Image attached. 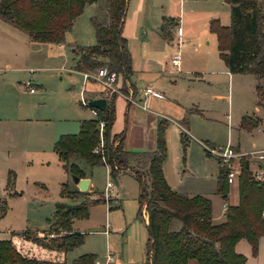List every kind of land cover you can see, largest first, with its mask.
Listing matches in <instances>:
<instances>
[{"label": "rangeland", "instance_id": "rangeland-1", "mask_svg": "<svg viewBox=\"0 0 264 264\" xmlns=\"http://www.w3.org/2000/svg\"><path fill=\"white\" fill-rule=\"evenodd\" d=\"M200 6L194 5L193 11L189 9L192 13H189L187 9L184 14L183 27L187 40L185 46L181 45L184 69L201 64L206 57H218L214 34L207 24L205 25L204 15L200 16ZM261 6L264 10V4L261 3ZM129 12H131V7ZM152 12L156 16L159 14V8H152ZM96 14L102 16L98 2L89 3L83 7L82 12L75 18L72 28L65 33L66 56L59 55L55 58L47 57V53L52 50L58 51L57 45L30 41L26 33L0 18V67L3 68L5 62L13 67L29 64L32 68L26 70L27 78L33 80L34 83L41 84V87L45 89L43 99L41 98L39 102H36V98H33L35 100L29 98V95L34 97L36 93H17L11 86H5L6 92L0 94V238L10 239L17 249L37 257L43 256L39 248L17 232L26 229L50 231L47 220L53 218L55 204L60 201L74 204L80 200L75 194L59 196L62 183H66V190H74L76 186L72 183L71 175L63 169L57 158L53 143L57 139V135L54 134L58 132L77 133L80 120L93 116L91 109L81 107L77 100L82 102L91 92L101 94L105 90L98 79L93 76L86 78L82 73L71 68L74 60L79 56V47L95 43L94 31L89 19ZM221 16H225L229 21V9L227 8ZM153 22L152 20L146 21L147 29L139 28L138 25L131 28L130 53L134 59L133 69L136 70L134 84L138 91H142L147 83L151 84L155 80L157 87L165 91V85L162 83L165 80L164 74L158 69V60L153 55L149 58L143 55L144 50L151 49V47L150 39L146 42L142 32L153 33L155 29ZM178 23L181 26L180 20ZM3 29L7 30L10 39ZM8 40L13 47H5V42ZM72 40L74 43L68 45L67 42H73ZM88 40H91V43L82 44ZM175 42L174 39L173 45ZM161 43L159 46L155 44L152 49H162ZM75 46L76 50L72 51ZM155 53L161 55V52ZM159 58L163 59V54ZM62 62H65L70 70L61 71L59 68ZM3 73L4 71L0 70V74ZM182 75L179 73L176 76L181 77ZM255 79L257 78L251 74H235L234 79L229 83L225 81L224 84H218L221 89L219 92H224L226 97L217 101H209V111H201L202 116L196 112L186 114L189 133L195 139L186 137L184 151L179 140L178 129L172 128L167 121L165 128L166 157L162 163L163 177L168 186L177 192L188 196L202 194L210 198L214 222L224 220L223 211L227 203H237V178L228 182V199L223 200L215 192L216 155L210 153L208 156L206 150L209 152L211 147L221 150L224 146L231 145L235 151V147L239 146L240 150L250 154L246 157L252 173L256 168L263 169L261 165H264V161L254 158L255 155L264 152V105L258 103L259 97L253 88ZM258 82L264 86L263 79H259ZM14 84L19 83L15 80ZM64 88L69 89L74 96V111L58 109ZM117 90V94L122 93L119 85H117ZM80 91L84 95L80 94ZM128 98H131L130 95ZM138 99H135L136 103L139 102ZM116 101L120 102L121 98H117ZM147 101L145 106L149 109L167 112L161 105V100L151 99L149 103ZM19 102L31 104L36 102L34 104H40V108L38 110L33 108L18 115L15 106ZM52 106L56 108L52 109ZM168 114L174 116L172 113ZM194 114L197 115L193 116ZM145 115L147 112L137 107L130 109L129 113L118 109L112 130L117 133L124 132V148L131 150L148 148L142 130ZM243 115L259 118L258 126L252 129L241 128L239 120ZM22 117L31 118L29 120L17 119ZM4 130L16 133L15 137L13 139L6 137L3 135ZM240 155L235 156L228 163L229 169L240 168L238 162ZM72 161L91 176L93 193L89 192V198H95L99 192L105 199L112 198L113 200L109 211L107 202L93 204L87 208L85 216L72 219L71 229L85 233V237L82 244L67 251L66 260L70 262L83 253H93L95 261L103 264L105 255L109 251L121 264H128L129 258H131L130 264H143L146 258L147 230L141 218L145 213L143 205L141 215L137 216L140 183L136 176L125 171L111 177L105 165H90L76 157ZM6 179L7 185L5 184ZM108 180L112 182L113 187L107 190L105 184ZM145 185L149 192L148 178H145ZM118 204L120 207H114ZM108 223L109 228L106 227ZM176 227H179V221L173 220L171 228ZM105 228L109 229V234L102 232ZM236 251L247 258L245 264H264V237L259 239L255 255L251 254L250 246L244 239L237 243ZM95 261L93 264H96ZM188 264H194V261L190 260Z\"/></svg>", "mask_w": 264, "mask_h": 264}, {"label": "trees", "instance_id": "trees-1", "mask_svg": "<svg viewBox=\"0 0 264 264\" xmlns=\"http://www.w3.org/2000/svg\"><path fill=\"white\" fill-rule=\"evenodd\" d=\"M229 5V23L220 24L217 18L209 21L208 28L215 34L219 58L230 72L251 74L257 78L255 85L259 104L264 101V12L259 0H223ZM98 2L100 15L89 19L94 30L95 43L79 47L74 68L81 72H94L105 65L117 75L122 93L131 87L132 61L127 40L122 35L127 0H0V18L23 31L30 41L64 44L65 33L86 4ZM105 15V16H104ZM174 20L163 17L160 34L170 41ZM76 46L73 47V51ZM127 83L130 85L127 86ZM117 93L106 98L103 109L92 108L94 118L82 119L77 133L60 134L53 143V150L63 169L70 175L84 177V170L73 160L79 158L90 165H107L109 176L130 172L138 179V210L142 205L147 216L146 258L143 264H245L246 257L235 250L236 243L244 239L251 254L258 249V240L264 236V180L253 177L246 155L239 157L237 175L238 201L226 204L224 220L213 222L210 198L202 194L188 196L171 189L162 173L166 157L165 128L167 121L159 119L155 128L154 148L133 151L124 148V132L112 133L115 119L114 99ZM88 107L87 104L80 103ZM103 123L101 132L99 124ZM260 119L243 115L239 126L252 129ZM182 150L186 136L180 134ZM237 152V149H234ZM206 155L210 153L206 150ZM216 193L228 199V162L216 157ZM145 178L149 180V192ZM75 194L78 203L63 201L55 204L53 218L47 220L48 229L22 230L19 233L43 248L66 253L84 242L85 233L73 231V218L85 216L87 208L110 200L102 193L89 198L88 191L66 190L61 184L59 196ZM173 220L179 227L171 228ZM60 231L62 233H60ZM95 255L83 253L70 262L45 260L20 253L7 238H0V264H93Z\"/></svg>", "mask_w": 264, "mask_h": 264}, {"label": "crops", "instance_id": "crops-1", "mask_svg": "<svg viewBox=\"0 0 264 264\" xmlns=\"http://www.w3.org/2000/svg\"><path fill=\"white\" fill-rule=\"evenodd\" d=\"M260 4L262 3V5L264 4V0H259ZM157 5V6H156ZM194 5H201V9H200V16L204 15V19H205V25L209 24V21L213 18H217L220 22V24L222 25H228L229 21L228 18H226L225 16H221L223 15V12L227 11V8L229 9V5L224 2L223 0H127V7H126V13H125V17H124V22H123V27H122V35L126 38L127 41V46H128V50L129 52H131L130 49V42H129V38L131 37L130 34L132 33V26L133 27H144L146 28V21H151L155 24V29L154 32L151 33L149 31V34H147L146 31L142 32V35L144 36V39L146 42H150V47L148 50H144V56L145 58H149L150 56L153 55V57H156L157 64H158V69L159 71L163 72V76L164 79L167 81H162V83L165 85V91L159 89L157 87L156 84V80L154 82H152L151 84H146V87H151L154 91L158 92L159 95H146L145 99L142 100L141 99V95L144 89H142V91H138L137 88H135V92L133 93L132 88L129 87L128 85H130L129 83H127V93H119L116 95L115 99H114V106H115V119H116V115H117V111L118 109L124 110L125 113H129L130 109H134L135 107L141 109L142 111H146L147 115H145V122L142 124V130L144 132V136L146 138V143L148 144V148L145 150H133V151H149L152 150L154 148V144H155V128H156V123L159 119H164L166 121H168L170 123V125L172 126V128H177L178 129V134L180 136V134L183 132L185 134L186 137H191V139H195V137L192 136L191 133H189V124H188V120L186 118V114L189 112V114H191L192 112H196L198 113V115L202 116L201 111H209L210 109L208 108V103L209 101H213V100H219V99H223L224 97H226V95L224 94V92H219V90H221L218 87V84H224V82H230L234 79L235 74L237 73H233L230 72L227 67L225 66V64L223 63V61L218 57L215 56H209L204 58L201 61V64H197V66H192L191 68H183L182 66V57H181V45L185 46L187 44V40L185 38V30L183 27V19H184V14L185 11L188 9L193 11L194 10ZM227 5V7H225ZM131 7V12H129ZM159 8V14H157L156 16L153 15L152 12V8ZM263 9V6H262ZM128 11V13H127ZM264 12V10H263ZM189 13H192L189 11ZM196 13V12H195ZM127 15V17H126ZM156 17V18H155ZM163 17H170L174 20V26L171 28V36L172 39L170 41H167L166 39H164L162 37V35L160 34V25L162 23V18ZM180 20V22L182 23L181 26H179L178 21ZM180 29V33L179 35H177L176 33V28ZM147 29V28H146ZM5 34H7L8 38H9V33H7L6 29H3ZM94 31V30H93ZM214 34V33H213ZM134 35V33L132 34V36ZM28 37V36H27ZM214 38H215V48H216V37L214 34ZM10 39V38H9ZM175 39V43H177L179 41V66L178 69H175L174 67H172L170 65V58H171V54L173 52V50L175 49V44L173 45V40ZM73 41V40H72ZM160 42H162V49L159 50H153L155 44L157 46H159ZM9 40L5 42V47H13L11 46V44H9ZM68 45H71V43L73 42H67ZM91 43V40H88L87 42H82V44H89ZM53 44V43H51ZM58 47V51H48L47 53V57H51V58H55L59 55H64L65 54V43L64 44H55ZM173 45V46H172ZM161 46V45H160ZM153 47V49H152ZM147 49V48H146ZM165 49V51H164ZM73 51V50H72ZM217 51V49H216ZM155 52H161V55L163 54V59L159 58L161 57V55L156 54ZM218 54V52H217ZM131 55V61H132V76H131V83L135 86V81H134V73L136 70H134V59L132 54ZM16 56V55H15ZM76 60H74L73 65H72V69L76 70L74 68V63ZM60 70L61 71H67L70 70V68H68L66 66V63L62 62V64H60ZM3 68L0 67V70H3L4 73L0 74V94H3L6 92L5 90V86H11L12 88H14V90L17 93H24L26 94V92H29V94H33L36 93V95H34V97L29 95L30 99L36 98V102H39V100H42L43 98V94L45 92V89L41 87V84L39 83H34L33 80L27 78L26 75V70L29 68H32L31 65L29 64H22L21 66L18 67H13L11 66L10 63L5 62V64H3ZM45 69V68H44ZM184 69V70H183ZM6 70V71H5ZM183 70V72H182ZM84 75V72L78 71ZM183 74L181 77L180 76H176L177 74ZM169 74V75H167ZM171 75L173 77H171ZM17 81L19 84L15 85L14 81ZM26 81H30L31 83V87H33V91H29L23 84ZM37 81V80H36ZM168 83V84H167ZM257 83V79H255L254 83H253V88L254 91L256 93L255 90V85ZM14 84V85H13ZM177 86V89H175ZM38 89V90H36ZM65 90L63 91V94L61 96V100L58 109H62V110H73L75 109V104H74V96L72 94V92H70L69 89L64 88ZM82 91H80V94ZM84 95V94H82ZM131 97L132 101L128 100V97ZM102 93L99 94L98 92H91L90 95H88L86 97V101L91 99V98H95V97H101ZM128 96V97H127ZM121 98V101L117 103V98ZM42 98V99H41ZM136 98H139V102L136 103L137 100H135ZM147 99H149V101H147ZM151 99H155V100H161V105L164 106V110L167 112H161L160 110H155V109H149L148 106H145L146 101L149 103ZM35 100V99H33ZM119 100V99H118ZM36 102L31 103H17L15 106L16 111L19 113L18 115H21L24 112H27L33 108H36L37 110L40 108V104H34ZM78 104L81 107H85L82 106L80 103V100H77ZM34 104V105H33ZM52 109H55V106L51 107ZM88 108H90L88 106ZM93 116H87L89 118H94L96 113L95 111L90 108ZM191 109V110H190ZM209 109V110H208ZM163 110V111H164ZM200 112V113H199ZM168 113H172L174 116H170ZM197 114H194L193 116H196ZM31 117H22V118H17V119H25V120H29ZM87 118V119H89ZM49 119V118H46ZM114 119V121H115ZM114 123V122H113ZM113 125V124H112ZM111 132L112 133H117L114 132L112 130L111 127ZM188 132V133H187ZM16 133H13L12 131L9 130H4L3 131V135H5L6 137L13 139L15 137ZM60 134H64V133H60L58 132V134H54L57 135V137ZM56 137V138H57ZM125 137V134H124ZM124 140V139H123ZM180 140V139H179ZM202 145H204V143H201ZM237 149V152H243L242 150H240L239 146L235 147ZM131 150V149H128ZM105 167L109 170L108 166L105 165ZM109 172V171H108ZM85 175L84 177H87L89 179V184H88V188L87 191L88 192H92L91 190V176L90 174L87 173V171H84ZM73 183V182H72ZM7 185V179H6V183ZM74 184V183H73ZM75 185V184H74ZM76 186V185H75ZM77 188V187H76ZM14 193H17L16 191H14ZM20 193V192H19ZM113 199L110 198V200L106 201L108 207V211L112 208L110 206V203ZM115 200V199H114ZM138 202V199H137ZM226 206V205H225ZM114 207H120L119 204L114 206ZM138 210V209H137ZM140 215H141V210H140ZM137 216H139L137 214ZM142 220L144 221L145 227L147 224V216H146V212L142 214ZM213 220V219H212ZM214 222V221H213ZM217 223V222H216ZM106 227H110V224L108 223ZM72 228V227H71ZM73 230V229H72ZM147 230V227H146ZM75 231V230H73ZM78 232V231H77ZM103 233L105 234H109V229L106 230V228L104 230H102ZM147 236V234H146ZM264 236H261L259 239L263 238ZM147 240V239H146ZM242 240V239H241ZM240 241V240H239ZM238 241V242H239ZM29 242V241H27ZM146 242V241H145ZM237 242V243H238ZM31 243V242H29ZM236 243V245H237ZM259 243V240H258ZM33 244V243H31ZM35 246H37L40 250V253L43 254L42 257H37L34 256L33 254H29L28 252H22L20 249H17L20 253H22L23 255L26 256H30V257H35V258H39V259H45V260H56V261H62L65 260L66 262H69L66 260V253H62V252H57L54 250H49L43 247H40L36 244H33ZM236 245H235V250H236ZM146 253V250H145ZM107 255H111L112 256V260L110 262H108V264H121L116 257H113V254H110L109 251H107L106 255H105V260H106V256ZM146 256V254H145ZM128 264L131 263V258H129L127 260ZM247 261V258H246ZM245 261V263H246Z\"/></svg>", "mask_w": 264, "mask_h": 264}, {"label": "built area", "instance_id": "built-area-1", "mask_svg": "<svg viewBox=\"0 0 264 264\" xmlns=\"http://www.w3.org/2000/svg\"><path fill=\"white\" fill-rule=\"evenodd\" d=\"M176 33L177 35H179L180 33V29L177 27L176 28ZM179 41L177 43H175V49L173 50L172 54H171V58H170V65L172 67H174L175 69H178L179 66ZM84 76L86 78L93 76L95 79H98L103 86L105 87V90L102 92V96L104 98H108L112 93H116L118 92L117 90V75L114 71H110L108 69L107 66L103 65L99 68H97L94 72H84ZM29 91H33V87H31V83L30 81H26L23 84ZM146 95H159L158 92L154 91L151 87H145L142 95H141V99L144 100ZM129 101H132L131 98H128ZM86 100H83L82 103L86 104ZM103 123L101 122L99 124V130L101 132ZM209 153H214L216 155V157H220L223 161L225 162H231L233 160V158L235 156H242V155H250V154H246V153H237L235 151H233L231 145H226L224 146L221 150L220 149H214L213 147L210 148ZM254 158H259V160H263L264 161V152L258 155H255ZM263 166V167H262ZM261 167L263 169H259L256 168L253 171V177L257 180H264V165H261ZM239 173V169H229L228 171V175H227V181L231 182L233 181L235 178H237V175ZM113 187V184L110 180H108L105 184V188L111 189ZM112 260V256L111 255H107L106 256V260L103 264H108V262H110ZM96 264H99L98 261H95Z\"/></svg>", "mask_w": 264, "mask_h": 264}, {"label": "water", "instance_id": "water-1", "mask_svg": "<svg viewBox=\"0 0 264 264\" xmlns=\"http://www.w3.org/2000/svg\"><path fill=\"white\" fill-rule=\"evenodd\" d=\"M86 104L89 107H95L103 109L106 106V98L104 97H95L87 100ZM72 182L76 185L79 191H87L89 179L87 177H78L76 175H71Z\"/></svg>", "mask_w": 264, "mask_h": 264}]
</instances>
